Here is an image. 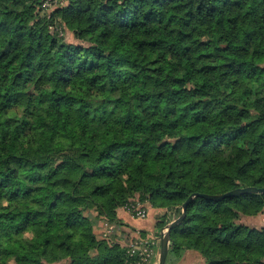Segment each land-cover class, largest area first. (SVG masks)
Listing matches in <instances>:
<instances>
[{
    "label": "trees",
    "instance_id": "1",
    "mask_svg": "<svg viewBox=\"0 0 264 264\" xmlns=\"http://www.w3.org/2000/svg\"><path fill=\"white\" fill-rule=\"evenodd\" d=\"M245 187L264 188V0H0V264H127L99 223L151 207L161 234L192 196L171 264H264L242 221L264 194L196 195Z\"/></svg>",
    "mask_w": 264,
    "mask_h": 264
},
{
    "label": "rangeland",
    "instance_id": "2",
    "mask_svg": "<svg viewBox=\"0 0 264 264\" xmlns=\"http://www.w3.org/2000/svg\"><path fill=\"white\" fill-rule=\"evenodd\" d=\"M52 1H55V0H52ZM66 39H68V40L73 39V36L70 32L66 33ZM152 213H153V211L151 212V214ZM150 216H152V215H150ZM242 221L244 223L252 225V226H258V227L263 226L264 225V213H260L259 215L255 216V217H243ZM119 228H117V230H116V228L114 229V226H110L105 221H101L99 223V225L95 228V232H96V235L99 239L106 238L110 242L119 243L123 247H127L130 244V240L133 239L134 236L141 233V231H140L135 235H131L130 233L127 234L125 231L122 232L121 229H119ZM162 231L166 232L167 226L165 228L161 229V232ZM149 232L146 233V231H145V233L143 232V235L147 236V238H150ZM156 234H158V233L156 232ZM171 257H172V254L171 253L168 254L166 264H171V262H172ZM182 262L183 263L187 262V264H203L200 261L194 260L192 258V253H189V256L187 255V257H185V258L183 257V259L178 264H181ZM158 263H159V253H158V257L155 259V264H158ZM9 264H13V261H10ZM55 264H57V263H55Z\"/></svg>",
    "mask_w": 264,
    "mask_h": 264
},
{
    "label": "built area",
    "instance_id": "3",
    "mask_svg": "<svg viewBox=\"0 0 264 264\" xmlns=\"http://www.w3.org/2000/svg\"><path fill=\"white\" fill-rule=\"evenodd\" d=\"M51 5L50 2L45 3V6ZM132 214L138 218H145L147 211L143 209L141 205H137L135 212ZM160 236L161 234L156 233L150 234V238H143L140 234L134 236L133 239L130 240V244L126 247L127 264H155V258L158 257L159 252L154 246L158 245Z\"/></svg>",
    "mask_w": 264,
    "mask_h": 264
},
{
    "label": "water",
    "instance_id": "4",
    "mask_svg": "<svg viewBox=\"0 0 264 264\" xmlns=\"http://www.w3.org/2000/svg\"><path fill=\"white\" fill-rule=\"evenodd\" d=\"M243 194H264V188H256V187H245V188H238L235 190H232L230 192H227L223 195H203V194H196L202 197H205L209 200L213 201H218L222 200L227 197H234V196H240ZM193 198L190 197L188 201H186L183 205V213L182 215L177 218L176 220L172 221L170 224L167 226V231L162 232L160 236V253H159V263L158 264H166L167 262V257L169 254V248H170V236H171V229L179 224L181 220L185 217L186 213V208L189 203V201Z\"/></svg>",
    "mask_w": 264,
    "mask_h": 264
},
{
    "label": "crops",
    "instance_id": "5",
    "mask_svg": "<svg viewBox=\"0 0 264 264\" xmlns=\"http://www.w3.org/2000/svg\"><path fill=\"white\" fill-rule=\"evenodd\" d=\"M149 209L151 210L149 216L145 220H138L134 218L129 212L125 211L123 208H120L118 210V216L122 220L124 225H122L119 229H121L122 232L125 231L127 234L130 233L131 235H135L143 230L146 232L157 231L158 229L156 228L155 225L156 220L159 218V216L163 214L164 211L161 209H154L151 207ZM152 211L153 213L151 214ZM189 253H192V258L194 260L203 263V259L199 253L195 251H188L185 257H187V255L189 256ZM181 264H187V262L184 263L182 262Z\"/></svg>",
    "mask_w": 264,
    "mask_h": 264
}]
</instances>
